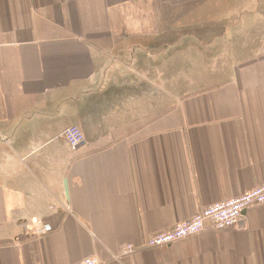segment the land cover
Instances as JSON below:
<instances>
[{"label": "crops", "instance_id": "0c3cea01", "mask_svg": "<svg viewBox=\"0 0 264 264\" xmlns=\"http://www.w3.org/2000/svg\"><path fill=\"white\" fill-rule=\"evenodd\" d=\"M250 18L264 0H0V264H264V205L142 249L264 184Z\"/></svg>", "mask_w": 264, "mask_h": 264}, {"label": "built area", "instance_id": "2783aa9c", "mask_svg": "<svg viewBox=\"0 0 264 264\" xmlns=\"http://www.w3.org/2000/svg\"><path fill=\"white\" fill-rule=\"evenodd\" d=\"M61 138L71 148L77 149L85 141L84 132L78 125L67 128ZM264 205V184L258 185L249 192L239 197L219 202L199 211L191 219L181 222L178 225L164 232L152 235L142 245V249H156L169 247L184 239L199 235L208 229L226 231L238 226L242 214L248 209ZM50 231L49 227H43L39 234ZM136 248L128 245L125 254L130 255L136 252ZM79 264H101L96 258H88Z\"/></svg>", "mask_w": 264, "mask_h": 264}, {"label": "rangeland", "instance_id": "374dc122", "mask_svg": "<svg viewBox=\"0 0 264 264\" xmlns=\"http://www.w3.org/2000/svg\"><path fill=\"white\" fill-rule=\"evenodd\" d=\"M236 4L237 3H234V7L237 9V6H236ZM238 20L239 19H237V17H231V18H226V23H228V24H230V26H232V27H230V26H228V27H230V28H233V29H235V33L234 34H231L229 37H230V39H227V40H230V41H235V42H238V41H243L244 40V35H241V37H240V35H238V28H237V25H238ZM247 21H248V25H251L252 27H255V26H253V25H258V26H260L261 28L260 29H263L264 30V20H258L257 19V22H254V19H247ZM240 26H242V25H240ZM244 27V26H243ZM219 28H220V26L219 25H216V28H215V31L217 30V31H219ZM250 28V27H249ZM251 30H252V28H250ZM249 29V30H250ZM254 31V30H253ZM263 36L264 35H259V34H254V33H251V34H249V35H247L246 37H247V39H249V40H253L254 38L255 39H258V40H261V38H263ZM257 41V40H256ZM232 52H234L233 50H232ZM170 87H172V84H169L168 85V88L170 89ZM172 89H173V87H172ZM171 98L170 97H168L167 98V104H168V106L171 104Z\"/></svg>", "mask_w": 264, "mask_h": 264}, {"label": "water", "instance_id": "95a60500", "mask_svg": "<svg viewBox=\"0 0 264 264\" xmlns=\"http://www.w3.org/2000/svg\"><path fill=\"white\" fill-rule=\"evenodd\" d=\"M65 193H66V196L68 197V194H69V189H68V184H67V181H65Z\"/></svg>", "mask_w": 264, "mask_h": 264}]
</instances>
